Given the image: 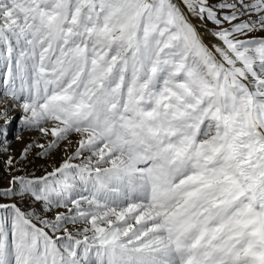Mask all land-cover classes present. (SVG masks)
<instances>
[{
	"label": "snow or ice",
	"instance_id": "1",
	"mask_svg": "<svg viewBox=\"0 0 264 264\" xmlns=\"http://www.w3.org/2000/svg\"><path fill=\"white\" fill-rule=\"evenodd\" d=\"M0 156V264H264V0H0Z\"/></svg>",
	"mask_w": 264,
	"mask_h": 264
},
{
	"label": "rangeland",
	"instance_id": "2",
	"mask_svg": "<svg viewBox=\"0 0 264 264\" xmlns=\"http://www.w3.org/2000/svg\"><path fill=\"white\" fill-rule=\"evenodd\" d=\"M208 27L210 28L211 25H208ZM206 39L210 40L212 39V37L210 35L208 36L206 35ZM11 115L17 116L18 112L13 111ZM15 128H16V124L13 125V130H15ZM21 135H22V139L19 141L13 139V143L11 145L12 149L15 151V154L17 156L19 155L20 150L29 141V139L35 137L37 134L35 132L25 131L22 132ZM35 151H38V149L34 150L33 156L30 158L32 160V163L26 164V168L29 172H34L36 175H43L45 170L51 171L53 166H58L62 158V153L60 152L54 153L52 158L36 157ZM4 159H6V157L0 156V188L8 186V180H9V174L5 172L4 169ZM11 202L13 201L10 198H0V203H11Z\"/></svg>",
	"mask_w": 264,
	"mask_h": 264
},
{
	"label": "bare ground",
	"instance_id": "3",
	"mask_svg": "<svg viewBox=\"0 0 264 264\" xmlns=\"http://www.w3.org/2000/svg\"><path fill=\"white\" fill-rule=\"evenodd\" d=\"M201 29L205 31L206 35H207V32H206V29L204 27V25H201ZM208 36V35H207Z\"/></svg>",
	"mask_w": 264,
	"mask_h": 264
}]
</instances>
